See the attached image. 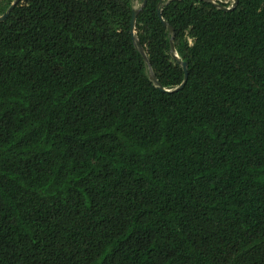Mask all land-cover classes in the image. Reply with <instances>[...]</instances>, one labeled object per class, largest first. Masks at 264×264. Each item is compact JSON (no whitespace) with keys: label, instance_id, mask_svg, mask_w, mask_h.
<instances>
[{"label":"trees","instance_id":"1","mask_svg":"<svg viewBox=\"0 0 264 264\" xmlns=\"http://www.w3.org/2000/svg\"><path fill=\"white\" fill-rule=\"evenodd\" d=\"M133 1L0 22V264H264V0Z\"/></svg>","mask_w":264,"mask_h":264},{"label":"water","instance_id":"2","mask_svg":"<svg viewBox=\"0 0 264 264\" xmlns=\"http://www.w3.org/2000/svg\"><path fill=\"white\" fill-rule=\"evenodd\" d=\"M172 0H166V2H170ZM180 1V0H178ZM199 1H204V2H208V3H211L213 4L215 7H217L218 9H220L221 11H229V10H232L234 8V6L236 5V2L237 0H233L232 2V5L230 7H224L220 4H216L214 3L212 0H199ZM18 2V0H14L11 5L8 7V9L5 11V13H3L1 16H0V22H2L5 18H7V16L9 15L10 11L13 9V7L15 6V4ZM146 4V0H142V3L140 5V9H142ZM161 8H162V3L160 2L157 6V16L160 20V22L162 23V25L164 27H166L170 34H171V39H170V50H169V54L170 56L177 62V63H180L181 64V68H182V71H183V74H184V78H183V82L177 87V89H180L183 87L186 79H187V65L186 63L184 62H180L178 60V56L177 54L175 53V50H174V46H173V43H172V37H173V30L172 28L166 24V22L163 20L162 16H161ZM138 10L137 8H133L132 9V12H131V20H130V31H131V35L133 37V42H134V45H135V48L136 50L139 52V54L142 56V58L144 59V61L147 63L148 65V75H149V79L151 82L157 84V80L155 78V76L153 75L152 71L150 70V67H149V64H148V60H147V57L145 55V52L141 46V44L139 43V41L134 37V29H135V20H136V15L138 13ZM161 91H165V92H168V90H165L164 88H162L161 86H157Z\"/></svg>","mask_w":264,"mask_h":264},{"label":"rangeland","instance_id":"3","mask_svg":"<svg viewBox=\"0 0 264 264\" xmlns=\"http://www.w3.org/2000/svg\"><path fill=\"white\" fill-rule=\"evenodd\" d=\"M140 1L139 0H134L133 1V6L136 8L139 5Z\"/></svg>","mask_w":264,"mask_h":264}]
</instances>
